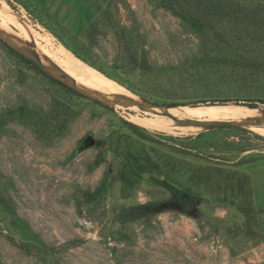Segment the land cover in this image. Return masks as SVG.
I'll use <instances>...</instances> for the list:
<instances>
[{
    "label": "rangeland",
    "instance_id": "374dc122",
    "mask_svg": "<svg viewBox=\"0 0 264 264\" xmlns=\"http://www.w3.org/2000/svg\"><path fill=\"white\" fill-rule=\"evenodd\" d=\"M1 1L21 24L0 18V264H264V103H226L260 108L249 119L179 110L222 105L198 93L227 90L248 57L264 96V0H215L211 16V0H181L212 44L161 0ZM61 45L141 100L66 82ZM145 108L176 129L140 123Z\"/></svg>",
    "mask_w": 264,
    "mask_h": 264
},
{
    "label": "bare ground",
    "instance_id": "6f19581e",
    "mask_svg": "<svg viewBox=\"0 0 264 264\" xmlns=\"http://www.w3.org/2000/svg\"><path fill=\"white\" fill-rule=\"evenodd\" d=\"M0 18L2 19L1 23L5 26H7L8 23H15V24L20 23L19 20L13 15L9 7H7L1 0H0ZM57 54L60 57V60H59L60 67L62 68V70L65 72L67 76H69L70 78L74 80L73 82L69 78L65 77V81L68 82L69 84L76 86V87L83 86L102 96L112 97V99L108 98V100L116 106H121L123 104L122 102L125 100H129V101L141 100L139 97L134 95L128 89L124 88L117 82L104 76L103 74L98 72L96 69L92 68L91 66L87 65L86 63L78 59L74 54L68 51L64 46L61 45L58 47ZM58 55L55 54V56L57 57ZM75 81L79 83L80 85L75 83ZM172 109L173 108H170L169 110L173 111L174 113L177 112ZM180 109L188 116L197 117L200 119H207V120H210V119L233 120V119H225V118H236V119L237 118L239 119L247 118L249 119L251 117H257L261 115L260 108L259 109L250 108V107H244V106L232 105V104L200 105L196 107L182 106L179 108V110ZM144 111L146 113H149V112L153 113V115H155V119L146 121V120L138 119L137 117H135L143 125L155 126V127H166V128L171 127V128L176 129L177 123L167 118L166 112H161V110L156 111V109L153 110L149 108H145ZM179 119L180 118H178V120ZM195 128L196 127H194V129Z\"/></svg>",
    "mask_w": 264,
    "mask_h": 264
},
{
    "label": "trees",
    "instance_id": "16d2710c",
    "mask_svg": "<svg viewBox=\"0 0 264 264\" xmlns=\"http://www.w3.org/2000/svg\"><path fill=\"white\" fill-rule=\"evenodd\" d=\"M162 4L167 7L168 9H171L175 14L179 15L180 17H182L184 19V21L190 25L192 28H194L197 32H199L203 38V40L205 41V43H211L213 42V38L214 36L210 35V31H211V20H208L207 18H202L201 16H199L196 13H192L190 10L186 9L183 5L181 0H161ZM221 1H215V0H211V9H209V11H205L208 13L209 16L218 14V12H222V11H216L215 9H222L223 6L220 5ZM26 8L28 10L32 11V5L31 4H26L25 5ZM207 6V5H206ZM217 6V7H216ZM216 11V12H215ZM212 34V31H211ZM223 34V33H222ZM239 37V36H238ZM221 39H228L225 37V35L223 34ZM229 40V39H228ZM2 42L5 44V46L10 50L13 51L22 61L26 62L27 64L31 65L33 68H35L36 70L45 73L46 71L44 70V68L36 61H34L32 58H30L29 56H27L24 52L19 51L17 49H15L12 45H10L9 43H7L6 41L2 40ZM222 42V41H221ZM234 42H231L230 46H233ZM75 53L77 54V56L81 55L75 51ZM231 55H220L215 58L216 60H230L231 62H234L235 64L237 63L238 59L236 56H234V53L229 52ZM130 62H138L136 56L130 52L129 56H128ZM241 68V70L236 71V72H229L227 77H225V82L226 85H229L227 90H219L217 91L214 95L211 93V88L206 89L205 91H202L198 94H200L201 97H199V99L202 100H197V101H202L204 103H206L207 101H210V104H226L227 102H233L235 104L238 103H242V104H247L249 106H253L256 107L257 104L259 102H263L264 103V96L260 95L258 91V89H250L248 87H250V85H248L246 81H248L249 79H253V78H258V75H256L257 73V68H256V63L254 62V60H251L249 57L247 58L246 62ZM140 68L142 69V71L144 72H149L150 67L149 65H147L146 62L141 61V63L139 64ZM255 66V67H254ZM258 66V65H257ZM254 67V68H253ZM48 74L47 76H49L52 80L58 82V83H63L62 81H60L59 79L53 77L51 74L49 73H45ZM207 81L211 82V77L212 79H215L214 75L217 74V72H211V71H207ZM115 79H117L116 77L109 75ZM221 78H223V76H221ZM119 80V79H118ZM254 80V79H253ZM121 81V80H119ZM66 85V84H65ZM67 86V85H66ZM68 88H71L68 86ZM199 89V88H198ZM188 96V95H185ZM191 96V95H190ZM197 102H192L191 104L193 106L196 105ZM179 104V103H176ZM180 104H185V102L180 103ZM80 148H78L79 150Z\"/></svg>",
    "mask_w": 264,
    "mask_h": 264
},
{
    "label": "water",
    "instance_id": "95a60500",
    "mask_svg": "<svg viewBox=\"0 0 264 264\" xmlns=\"http://www.w3.org/2000/svg\"><path fill=\"white\" fill-rule=\"evenodd\" d=\"M28 56V55H27ZM31 58V57H30ZM34 60V59H33ZM34 61H36V60H34ZM36 62H38L42 67H43V65L39 62V61H36ZM75 88V87H74ZM77 89V88H76ZM145 102V101H144ZM146 104H148V105H153V104H149V103H147V102H145ZM250 107H253V106H250ZM233 123H235V122H233V121H218V122H212L211 124H209L211 127H217V126H228V125H232Z\"/></svg>",
    "mask_w": 264,
    "mask_h": 264
}]
</instances>
